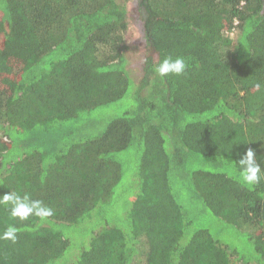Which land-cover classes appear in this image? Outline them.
I'll return each mask as SVG.
<instances>
[{
  "label": "trees",
  "instance_id": "16d2710c",
  "mask_svg": "<svg viewBox=\"0 0 264 264\" xmlns=\"http://www.w3.org/2000/svg\"><path fill=\"white\" fill-rule=\"evenodd\" d=\"M127 1L0 0V74L12 79L0 87V195L53 209L20 220L0 204V236L18 229L15 242L0 239V264H264V178L242 184L236 163L251 148L264 170V0H144L159 57L140 83L127 66ZM168 56L185 60L183 74L154 71ZM132 84L134 104L98 137L57 147L61 122L119 101ZM122 152L141 155L126 195L116 194ZM128 195L123 224L105 221L88 247L67 252L59 223ZM206 210L251 251L201 225Z\"/></svg>",
  "mask_w": 264,
  "mask_h": 264
},
{
  "label": "rangeland",
  "instance_id": "374dc122",
  "mask_svg": "<svg viewBox=\"0 0 264 264\" xmlns=\"http://www.w3.org/2000/svg\"><path fill=\"white\" fill-rule=\"evenodd\" d=\"M139 1L140 0L127 1L130 24L125 36L128 45V49L126 50L127 66L137 83H140L144 75V65L148 58L153 57L154 59H158L159 57L156 49L146 42L144 31L146 21L143 22V16L140 15L138 7L136 6L139 4ZM2 20L3 16L0 14V48H3V38L5 40L6 37V28L3 30L1 26ZM8 80L12 79H10V77L5 79L4 73L0 74V87H6L8 89V87H10V82H7ZM136 90L137 87L132 84L127 95L119 101L99 107L91 113H84V116L82 115L78 119L61 122L60 125L57 126L60 130L53 138L58 145L57 147L61 148L63 146H68L73 141H86L98 137L112 119L121 116L132 107L135 102L134 95ZM11 153L12 155H18L19 149L15 148ZM140 156L139 152H130L126 154L122 152L116 155V158L122 162L124 167V175L122 181L116 188V194L124 191L126 195L131 190L133 176L139 169ZM175 188L178 189V185H176ZM130 196L128 195L129 199L126 201L131 199ZM116 199L117 197L114 196L110 204L96 209L94 211L96 214L93 218H86L81 223L73 225L64 223H59L57 225V227L64 232L65 236L70 239V247L67 250L68 253H80L84 247H88L94 233L102 230L105 226V221L119 225L125 222L127 212L132 202L128 201L125 203L124 201L120 203L119 199ZM199 217L200 224L208 228L216 238H219L224 245L229 246L231 250L237 248L242 254H248L251 251L249 243L247 242V237L240 236L239 232L237 234L231 228H228L229 231H223V221L219 220L209 210H206V214ZM251 264L257 263L252 261Z\"/></svg>",
  "mask_w": 264,
  "mask_h": 264
},
{
  "label": "clouds",
  "instance_id": "9594fccd",
  "mask_svg": "<svg viewBox=\"0 0 264 264\" xmlns=\"http://www.w3.org/2000/svg\"><path fill=\"white\" fill-rule=\"evenodd\" d=\"M186 67V62L182 57L173 58L168 56L155 67L154 71L161 77L170 73L181 75L185 72ZM254 87L260 89L261 84L256 83ZM236 163L239 169V180L242 184L252 186L258 184L264 178V170L261 169L260 164L257 162L253 149L248 148ZM0 204L10 206V216L20 220H26L33 215L43 220L53 215L52 208L46 206L42 200L32 199L27 193L20 194L12 191L0 195ZM17 231L18 229L15 226L9 225L3 235L0 236V239L15 242Z\"/></svg>",
  "mask_w": 264,
  "mask_h": 264
},
{
  "label": "flooded vegetation",
  "instance_id": "af4514ba",
  "mask_svg": "<svg viewBox=\"0 0 264 264\" xmlns=\"http://www.w3.org/2000/svg\"><path fill=\"white\" fill-rule=\"evenodd\" d=\"M143 1L144 0H140L139 1V4L138 5H136L137 7H138V12H140V15H142L143 16V19H144V21L143 22H145V20H146V14H147V8H146V6L143 4L142 5V3H143ZM145 27H146V23H145ZM144 27V31H146V28Z\"/></svg>",
  "mask_w": 264,
  "mask_h": 264
}]
</instances>
